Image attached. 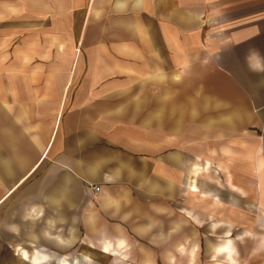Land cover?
Wrapping results in <instances>:
<instances>
[{
	"label": "crops",
	"instance_id": "crops-1",
	"mask_svg": "<svg viewBox=\"0 0 264 264\" xmlns=\"http://www.w3.org/2000/svg\"><path fill=\"white\" fill-rule=\"evenodd\" d=\"M79 44L90 45L87 78L79 76L85 67L76 55ZM164 54L172 57L168 74L179 67L195 71V64L213 73L211 81L207 77V98L189 97L181 110L175 99L164 102L169 94H161L154 113L138 121L144 131L116 127L117 119L132 123L144 110L142 93L138 101L139 94L132 93L137 84L133 66L144 55L158 65ZM155 64L152 78L164 82ZM216 85L218 94L208 88ZM194 101L207 107L203 119L210 128L218 125L220 139L242 136V146L235 147L250 151L252 180L264 181V0H0V180L9 182L2 188L0 206L28 182L20 208L27 207L23 220L32 229L33 221L44 215L34 232L41 243L62 251L73 245L69 231L75 238L79 231L86 244H97L105 232L98 225L100 214L122 215V198L130 199L132 189L146 186L175 197L180 155L173 135L183 128L181 118L199 115ZM171 102L176 105L169 108ZM103 142L125 147L127 158ZM194 146L187 144L192 160ZM230 149L222 146L217 154L209 148L207 161L221 163L225 170L231 164ZM16 166L26 168L21 173ZM84 182L116 183L125 190L122 195L120 188L104 185L96 206ZM151 209L155 220L174 212L165 206ZM135 211L143 212L149 223L146 207ZM188 211L193 213L183 212ZM132 212L127 209L124 219ZM171 222L179 231L180 220ZM118 229L129 240L123 226L107 233L116 236ZM135 230L146 232L148 227ZM27 233L28 244H36L32 231Z\"/></svg>",
	"mask_w": 264,
	"mask_h": 264
},
{
	"label": "rangeland",
	"instance_id": "rangeland-1",
	"mask_svg": "<svg viewBox=\"0 0 264 264\" xmlns=\"http://www.w3.org/2000/svg\"><path fill=\"white\" fill-rule=\"evenodd\" d=\"M194 46L195 48H199L200 44L196 43ZM89 49L90 45L88 44H84L83 48L81 44H79L77 48L78 53L76 55L78 59L84 61L85 64L83 71L80 70L82 73L79 71L81 73L79 75L81 78H87L89 76L88 65H86L88 58L87 51ZM161 57L163 61H159L157 65L155 63L151 64L150 59L146 61V55H144V57L141 58L142 62L140 61L133 66L137 73L134 74L133 78L137 81H134L137 84L132 86V93L135 92V94H139L137 96V101L140 99V94L142 93V105L144 110L136 117H133L132 123L131 119H117L116 127L125 130L129 129L132 132L144 131L141 128L143 126H140L138 121L141 122L148 115L154 113L153 111L161 104V101L157 100V96L161 94H169V97L164 99V102L175 99V101H177L176 103H179L181 110L184 109L183 106L189 102L187 101L189 97L197 99L204 96L207 98V77L209 81H211V77H213L212 72L207 71V68L202 64H195V71L190 70L189 67H179L175 70V73L168 74L172 72V69H170L172 66V57L169 54L161 55ZM154 64L163 73L161 75L166 78L164 82H159V80L152 78L156 76L153 71V68H155ZM168 76H176L178 80L174 82L168 81ZM145 82L146 85L142 86ZM156 82L159 84L155 85L154 83ZM172 85L174 87H172ZM208 88L218 94V85ZM74 93L75 90L73 88V90H71V97H73ZM194 102L197 104L196 113L199 115L195 117V119H190V117L181 118V125L183 128H181L179 134L173 135L177 143L179 142L177 152L180 155L178 169L174 172L176 173L175 177L178 179L176 185L178 188L176 189L175 197L171 198L168 195H161L157 191H147L146 186H143V189L134 188L131 192L128 190L130 199L122 198L121 206L123 207V214H112V212L108 214L101 213L98 225L100 228H105L106 233H114L115 228L118 226H123L125 228L129 240L133 243L132 256L135 260L133 264H141V262L146 259H149L152 264H169L167 257L170 253L174 254L175 264H190L191 245L189 244L193 243H196L199 247V253L194 264H212L214 261H212L210 253L211 244L222 240L223 238L220 237L223 236L224 231H214L211 225L219 219L226 217L227 222H233L236 228L232 236L233 242L239 252L238 261L235 264H264V250L258 251V249H254L253 254L249 255L246 250V245L249 242H253V248L259 246L260 238L258 236L255 237L257 231L264 235V181L252 180L253 176L251 170L254 167L252 166V158L248 156L250 151L244 148L236 149L235 147V145L242 146V136L237 138L236 135H228L226 139L225 137L220 139L219 130L216 128L218 127V123L212 121V125L217 126L210 128L207 125V118L203 119V114H207V107L203 106L202 102ZM176 103L171 102L169 108H171L172 105H176ZM67 106L66 114L69 115L73 108V102H68ZM213 111L215 110L213 109ZM187 129H190V132H187ZM207 131L211 132L207 133ZM122 136L126 137L127 134L124 133ZM148 139V145H153L154 141H151L150 138ZM237 140H239L238 144H236ZM205 143L207 146L204 147L203 144ZM102 144L121 150L124 158H127L129 151L118 143L114 146L105 142ZM187 144L189 147L195 145L194 160H192V151H190L189 155ZM222 146L231 148L229 150V153L232 154L229 156L231 164H229L225 170L218 171L216 170L217 165L210 162L214 165L212 169L202 171L198 175H195L193 172L195 165L200 164L201 167L205 165L209 148L213 149L218 154ZM86 148H91V146H87ZM192 163H194V165ZM14 168L16 171L22 173L26 166H16ZM148 168L150 169L151 166ZM40 174H43V167L40 169ZM226 174L230 175L233 185L239 187L241 191H239V189L233 190L234 188L225 178ZM0 178H2V175H0ZM8 183L7 181L0 180V194L2 193V188ZM35 183L37 182L31 181V184ZM28 184L29 183L26 182L14 196L8 198L0 206V264H28L24 260H20L21 258L16 256L14 251V244L22 245L28 249L31 248L28 244V229L35 235L36 246L54 255H65L73 264H122L117 258L104 255L99 248L93 249L86 244V238L80 237L81 232L79 231H76L78 238H75L74 234L69 231V239L73 241V245L67 246V248L62 251L55 250V248H50L48 245L41 243L40 238L36 235L38 231L36 226L39 223H43L42 219L44 215L40 217V220L33 221L32 229L29 222L23 220V218H27V207H25L24 210L20 208L26 199L25 195L27 194ZM104 185L105 183L103 182L83 183V189L89 188L92 192L93 200L95 202L97 201L95 203L96 206H98V198L102 193ZM194 185L197 186L199 192L208 194L211 198L221 200L225 206L224 212L220 213L218 218L207 221L201 220L203 224H197L195 232L192 229H188L186 224L182 222V217H186L183 211L192 210L194 214H198V209L203 207L204 204L198 201L188 204V198L191 200L195 199L196 193L192 195L191 192H189L190 187L192 188ZM105 186H110L112 189L120 188L117 192H121L120 194L122 195L125 190L122 188L123 185L116 183H109ZM115 191L116 190L112 192L114 193ZM191 196L193 198H191ZM151 205L165 206L166 208L172 209L174 212L170 213L166 211L162 214V217L155 220L156 213L154 209H151ZM188 205L191 207H188ZM143 207H146L148 210L149 223L148 220L147 222L145 221V214L143 212L135 211L136 208L141 209ZM127 209L133 212L124 219V212L127 211ZM231 213L238 214L239 218L243 221L242 224L238 225V223H234L233 219H230V216L232 217ZM176 218L181 222L179 231H176L171 225V221H174ZM150 221L158 222L154 225L150 224ZM144 226L148 227L146 232L135 230L136 228ZM35 229L36 233H34ZM81 230L86 233L85 229ZM97 238L98 237L95 236L94 241L99 240ZM189 241L191 243H189ZM145 244L147 245L144 246ZM180 244L186 246L185 254H180L178 252L177 247ZM51 258L55 260L56 256ZM52 264L58 263L53 261Z\"/></svg>",
	"mask_w": 264,
	"mask_h": 264
},
{
	"label": "bare ground",
	"instance_id": "bare-ground-1",
	"mask_svg": "<svg viewBox=\"0 0 264 264\" xmlns=\"http://www.w3.org/2000/svg\"><path fill=\"white\" fill-rule=\"evenodd\" d=\"M210 162L211 161H207L206 158V163L204 166L201 167L200 164H196L195 168L193 169L194 174L198 175L202 171L212 169L213 165ZM217 166L218 169L216 168V170L221 171L223 169L221 163H218ZM226 179L234 189H238V187L233 185V183L231 182L230 175L226 174ZM190 191L196 193L194 197L195 199L191 200L192 203H196L197 201L204 203L203 207H200V209H198V214H194L188 211V215H186V217H182V222L184 221L186 224L194 226L193 230L197 229V224H203V221L201 220L207 221L218 218L219 214L224 212L225 206L219 199L211 198L208 194L199 192L196 185L192 186V189ZM106 196L107 198L109 197L108 192L105 191L104 197ZM231 214L232 217L230 216V219H233L234 223H238V225L242 224L243 221L241 220V218H239L238 214ZM192 220H194L195 224L192 222ZM180 225L181 224L177 226L180 227ZM211 228H213L214 231H224L223 236L220 237L223 239L211 244L210 253L212 261H214L212 264H235L238 261L239 252L232 239V236L234 235V232L236 230L233 222L229 223L227 222L226 217H223L222 219L214 222L211 225ZM101 233L102 238L98 241L97 244H95L94 242H90V247H92L93 249L99 248L102 254L115 257L122 264H133V262L135 261L134 257L132 256L133 244L127 239L123 230L118 229L116 236L109 235L108 233H105L103 231H101ZM255 235V237L258 236L260 238V244L257 248H253V242H249L246 245L248 255L253 254L254 249H258V251L264 250V235L260 234L259 231H257ZM189 243L191 242L189 241ZM29 245L31 247L29 249L22 245H15L14 247L15 253L28 264H52L53 261L57 262L58 264H73L67 256L51 254L46 250L40 248L39 246H36L33 241H30ZM189 245H191L189 263L194 264L199 253V247L196 243ZM177 250L180 254H185L186 246L180 244L177 247ZM53 256H56L55 260H52L51 257ZM167 260L169 264H175L174 254L170 253V255L167 257ZM141 264H152V262L149 259H146L143 260Z\"/></svg>",
	"mask_w": 264,
	"mask_h": 264
}]
</instances>
